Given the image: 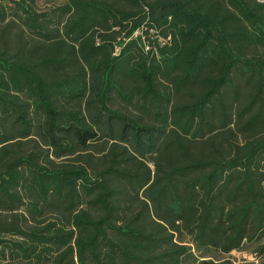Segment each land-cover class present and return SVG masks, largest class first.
<instances>
[{
    "label": "trees",
    "instance_id": "1",
    "mask_svg": "<svg viewBox=\"0 0 264 264\" xmlns=\"http://www.w3.org/2000/svg\"><path fill=\"white\" fill-rule=\"evenodd\" d=\"M255 259L264 0H0V264Z\"/></svg>",
    "mask_w": 264,
    "mask_h": 264
},
{
    "label": "rangeland",
    "instance_id": "2",
    "mask_svg": "<svg viewBox=\"0 0 264 264\" xmlns=\"http://www.w3.org/2000/svg\"><path fill=\"white\" fill-rule=\"evenodd\" d=\"M66 1L67 0H35L38 9H40L41 11H46L52 7L62 5L64 3H66ZM235 255L239 256L240 260L245 259V256H246L244 254H240V255L235 254ZM231 257H233L235 259V256H231ZM248 257H249V255H248ZM252 264H264V259H255L252 262Z\"/></svg>",
    "mask_w": 264,
    "mask_h": 264
}]
</instances>
